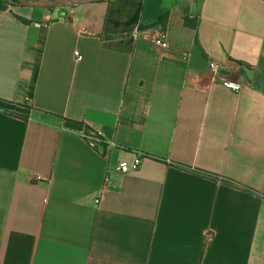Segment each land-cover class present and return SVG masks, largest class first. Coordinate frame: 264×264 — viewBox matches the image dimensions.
<instances>
[{"label":"crops","instance_id":"1","mask_svg":"<svg viewBox=\"0 0 264 264\" xmlns=\"http://www.w3.org/2000/svg\"><path fill=\"white\" fill-rule=\"evenodd\" d=\"M0 264H264V0L0 10Z\"/></svg>","mask_w":264,"mask_h":264},{"label":"built area","instance_id":"2","mask_svg":"<svg viewBox=\"0 0 264 264\" xmlns=\"http://www.w3.org/2000/svg\"><path fill=\"white\" fill-rule=\"evenodd\" d=\"M80 6V5H79ZM154 44L160 48H166L167 43L164 37L163 33H160L155 39ZM74 58L76 61H80L82 58V55L78 50H74L73 52ZM208 70L210 71L211 75L216 79V81L223 86L231 87L233 89H237L240 84L231 78L226 77L224 74H221L220 72V65L213 60H209L207 62ZM82 138L86 141V143L94 148L98 145H104L107 146L108 143H106V140L104 139L102 133L99 130H90L87 128H84L81 133ZM110 145V144H109ZM142 157V155H137L136 158L132 162H126V161H120L115 166V171L118 173H128L133 172L138 169L139 166V160ZM34 179L39 180L40 178L38 176H34ZM104 182H108V177L106 176L104 178Z\"/></svg>","mask_w":264,"mask_h":264},{"label":"water","instance_id":"3","mask_svg":"<svg viewBox=\"0 0 264 264\" xmlns=\"http://www.w3.org/2000/svg\"><path fill=\"white\" fill-rule=\"evenodd\" d=\"M11 6L30 7L36 9L63 8L84 5L101 0H5Z\"/></svg>","mask_w":264,"mask_h":264},{"label":"trees","instance_id":"4","mask_svg":"<svg viewBox=\"0 0 264 264\" xmlns=\"http://www.w3.org/2000/svg\"><path fill=\"white\" fill-rule=\"evenodd\" d=\"M11 5L8 3V2H6L5 0H0V10L2 11V10H6L8 7H10ZM18 18V20H20V21H22V22H26L24 19H22V18H19V17H17ZM165 19H166V16L165 15H163V16H161L158 20H157V22L155 23V24H158V25H161L162 26V28H163V26H164V23H165ZM194 19H192V20H189V19H187V18H185L184 17V25H186V26H190V27H192V26H194ZM17 117H20V116H18V115H16ZM97 147V146H96ZM96 147H94V148H96Z\"/></svg>","mask_w":264,"mask_h":264}]
</instances>
